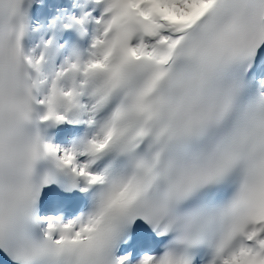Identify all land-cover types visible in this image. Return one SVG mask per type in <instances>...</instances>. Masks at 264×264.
Returning a JSON list of instances; mask_svg holds the SVG:
<instances>
[{
    "label": "snow or ice",
    "instance_id": "snow-or-ice-1",
    "mask_svg": "<svg viewBox=\"0 0 264 264\" xmlns=\"http://www.w3.org/2000/svg\"><path fill=\"white\" fill-rule=\"evenodd\" d=\"M30 3L0 0V264H264V0H95L48 68Z\"/></svg>",
    "mask_w": 264,
    "mask_h": 264
},
{
    "label": "bare ground",
    "instance_id": "bare-ground-1",
    "mask_svg": "<svg viewBox=\"0 0 264 264\" xmlns=\"http://www.w3.org/2000/svg\"><path fill=\"white\" fill-rule=\"evenodd\" d=\"M40 4H41L40 0H31L30 5L28 6V15L33 14L34 9L38 8ZM71 5L73 7H77V11L73 15V17H81L85 14L84 9H83V4L78 3L76 0H71ZM85 28H86V31H84L83 34L88 35L92 41L93 35L95 33V28H96L95 22L94 21L88 22L85 25ZM32 29H34L35 31H32ZM38 31L39 30L34 26L27 28L26 32H28V37H27L28 43H27V49L25 50L26 52L34 49L36 51V53L39 54L43 50L45 40L44 39L42 40L41 36H38V34H37ZM32 33H34L35 36H33ZM39 46H42V48L39 49L38 48ZM59 55L60 56L53 53V49L50 47L48 49L49 62H48V64L45 65V67L48 68L52 64H57V63L60 64L63 61L64 56L61 57V54H59Z\"/></svg>",
    "mask_w": 264,
    "mask_h": 264
},
{
    "label": "clouds",
    "instance_id": "clouds-1",
    "mask_svg": "<svg viewBox=\"0 0 264 264\" xmlns=\"http://www.w3.org/2000/svg\"><path fill=\"white\" fill-rule=\"evenodd\" d=\"M81 55H83L82 52L78 48H76L72 50L66 57H71L73 60H76ZM68 79L71 80V75L68 77Z\"/></svg>",
    "mask_w": 264,
    "mask_h": 264
},
{
    "label": "rangeland",
    "instance_id": "rangeland-1",
    "mask_svg": "<svg viewBox=\"0 0 264 264\" xmlns=\"http://www.w3.org/2000/svg\"><path fill=\"white\" fill-rule=\"evenodd\" d=\"M36 22H38L37 20H33L32 21V23H36ZM41 32H38L37 34H40ZM41 36H42V33H41ZM57 65H58V63H57Z\"/></svg>",
    "mask_w": 264,
    "mask_h": 264
}]
</instances>
